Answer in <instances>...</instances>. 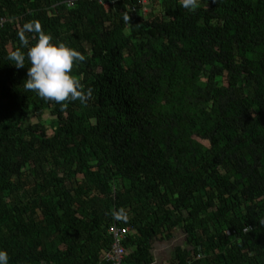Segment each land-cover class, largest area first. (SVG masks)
Here are the masks:
<instances>
[{
    "label": "trees",
    "instance_id": "trees-1",
    "mask_svg": "<svg viewBox=\"0 0 264 264\" xmlns=\"http://www.w3.org/2000/svg\"><path fill=\"white\" fill-rule=\"evenodd\" d=\"M0 18V264H264V0Z\"/></svg>",
    "mask_w": 264,
    "mask_h": 264
},
{
    "label": "built area",
    "instance_id": "built-area-1",
    "mask_svg": "<svg viewBox=\"0 0 264 264\" xmlns=\"http://www.w3.org/2000/svg\"><path fill=\"white\" fill-rule=\"evenodd\" d=\"M99 3H113L117 0H96ZM140 3L144 4L146 0H138ZM132 10H134V7H132ZM6 19L0 18V29L5 24ZM129 232V228H121L117 227L115 225L111 226L109 228V233L112 237V241L110 244V248L105 252L104 254V264H124L123 260L125 256L128 254L127 249L125 248L123 241L126 238V235Z\"/></svg>",
    "mask_w": 264,
    "mask_h": 264
},
{
    "label": "crops",
    "instance_id": "crops-1",
    "mask_svg": "<svg viewBox=\"0 0 264 264\" xmlns=\"http://www.w3.org/2000/svg\"><path fill=\"white\" fill-rule=\"evenodd\" d=\"M154 256H155V263L153 264H158L161 263L163 264L164 261L170 258V253L168 250V244H161L159 247H156L154 250Z\"/></svg>",
    "mask_w": 264,
    "mask_h": 264
},
{
    "label": "rangeland",
    "instance_id": "rangeland-1",
    "mask_svg": "<svg viewBox=\"0 0 264 264\" xmlns=\"http://www.w3.org/2000/svg\"><path fill=\"white\" fill-rule=\"evenodd\" d=\"M148 9H149V7L146 10H148ZM146 10H144V11H146ZM33 120L35 121V119H31V121H33ZM183 241H184V238L182 236L177 235L176 238H175V240H173L172 242L168 243L169 244L168 245L169 252H170V249L172 250V248L175 245L182 244Z\"/></svg>",
    "mask_w": 264,
    "mask_h": 264
}]
</instances>
